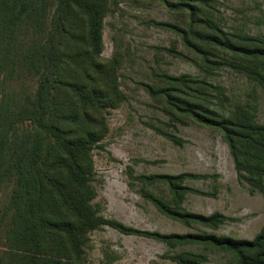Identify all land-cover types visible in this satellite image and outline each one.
Wrapping results in <instances>:
<instances>
[{"label": "rangeland", "instance_id": "1", "mask_svg": "<svg viewBox=\"0 0 264 264\" xmlns=\"http://www.w3.org/2000/svg\"><path fill=\"white\" fill-rule=\"evenodd\" d=\"M49 2L48 13H54L56 3ZM183 2L207 12L223 38H203L212 32L202 26L196 27L200 36L192 33ZM101 34V55L115 64L124 100L107 110L109 130L92 151L93 202L105 218L138 230L203 238L170 241L106 225L87 234L84 263L181 264L175 256L192 252L204 255V264H237L232 252L204 238L254 239L264 227V190L238 177L222 130L201 121L191 104L205 108L201 114L214 120L246 111L264 124V87L236 67L244 64L264 73V58L243 49L254 48L251 38L264 39V0H107ZM181 76L189 85L181 84ZM23 77L10 81V89L20 91L24 85L33 93L37 78L27 70ZM183 173L209 176L185 179L182 185L197 191L179 201L160 176ZM10 190L4 192V207ZM157 201L179 212H219L229 219L217 228L182 221L164 213Z\"/></svg>", "mask_w": 264, "mask_h": 264}, {"label": "trees", "instance_id": "2", "mask_svg": "<svg viewBox=\"0 0 264 264\" xmlns=\"http://www.w3.org/2000/svg\"><path fill=\"white\" fill-rule=\"evenodd\" d=\"M53 1L55 11L48 13L49 0H0V264H85L87 234L106 225L124 234L170 241L203 238L142 231L99 213L93 202L97 190L92 151L109 130L107 110L124 100L115 64L101 55L107 0ZM180 5L189 11L192 33L200 36L196 27L202 26L213 34H202L203 38L216 42L223 38V30L202 8ZM69 16L76 21L68 22ZM251 41L254 48H243L245 52L264 58V39ZM236 67L264 87V73L257 67ZM26 70L37 78L34 92H27L24 85L20 91L11 90L9 82L25 79ZM178 80L186 86L191 82L187 76ZM191 106L199 109L192 112L201 121L222 130L238 177L264 190V124L246 111L214 120L201 114L206 111L202 106ZM207 176L183 173L160 178L181 201L186 192L197 191L182 185L185 179ZM8 188L10 199L4 207ZM157 203L171 217L212 228L229 219L219 212L183 213ZM204 239L232 252L237 264H264V227L252 240L215 235ZM175 259L204 264L206 257L185 252Z\"/></svg>", "mask_w": 264, "mask_h": 264}]
</instances>
